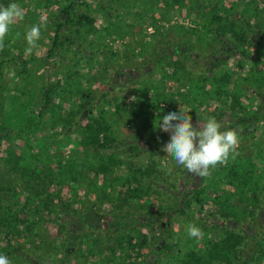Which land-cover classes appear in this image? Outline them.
Listing matches in <instances>:
<instances>
[{
    "label": "rangeland",
    "instance_id": "374dc122",
    "mask_svg": "<svg viewBox=\"0 0 264 264\" xmlns=\"http://www.w3.org/2000/svg\"><path fill=\"white\" fill-rule=\"evenodd\" d=\"M141 1L143 3L140 6L133 7L130 5V0H117V3L113 5L116 10L115 14L112 20H109L103 12L100 0H84L85 6L78 5L76 13L92 17L95 20V30L90 33L85 28L80 30L79 34L74 35L75 28L64 27V36H68L71 42L62 40V44L48 56L52 30L56 24L54 16L65 5L66 0H0V4L3 3L5 6L16 3L25 11L24 19L11 27L4 50L0 51V113H19L23 120L25 118L20 128L16 127L5 136L6 149L18 153L19 148L25 146V140L35 141L37 139L39 144L25 146V150L20 154L23 161H31V158L39 161L45 158L48 163L52 164L53 157L56 159L60 157L67 161L65 174L61 176L62 180L59 183L61 187L50 192L51 196L46 197L47 208L44 209L42 206L43 209H39L40 212L37 213L44 219H49L43 221L39 233L42 232L44 238H52L53 241H44L39 245V249L33 250L27 247L23 238L15 236V239L10 240L11 253L8 258L11 264H61V262H67V264H130V261L138 264L136 251L135 253L134 251L125 252V254L116 251L112 254L111 250L108 252L106 249L117 246L116 240L121 234L133 237L139 231L148 236L149 246L142 256L144 259L154 249H157L155 246L163 241V237L170 245H175L181 237L192 244L199 242L189 238L186 233V227L189 224L199 227L198 217L195 215L197 209L193 203L182 214H167L151 224L154 231L161 223L169 226L168 232L163 233L164 236L161 234V238L155 245L152 231L145 227L138 231L137 226L143 220L141 215L144 211L139 209L140 215H138L135 205H131L132 212L128 213L127 217L132 222L131 228H124L125 216L120 220L105 206L102 207V214L91 210L96 197L102 194V186L114 182L118 173L124 172V168L116 164L103 174L100 172L101 165L99 164L102 158L97 152H92V149L85 152L84 148H77L72 143H66L68 134L60 126L52 128V120L49 118L51 113H44L42 117L38 114L42 106L40 89L46 77L50 76L51 82H55L56 79L62 81L59 88L61 100H54L56 103L59 101L60 105V108H56V116L69 111V106L73 108L84 103L86 96H89L87 101H91L93 105L96 104L94 114L103 111L110 119L111 131L106 137L113 139L116 143L115 148L108 153L113 152L120 156L132 168H138L140 160L135 161L127 157L135 156L140 149L153 150L155 145H159L158 148L161 149L169 141L170 133L161 132L156 127L159 119L162 120L167 113L165 110L162 113L157 112L155 99H159V106L168 111H173L175 108L179 110L182 107L180 100L184 94L183 97L178 98L176 93H184L183 91L188 89V86L183 80L178 84L168 82L166 85L159 81L160 76L157 72L159 64L157 63V67L156 65L150 67L149 64L151 50L147 46L148 42H156L157 39L154 41L153 36L156 31L185 29L191 43L183 44L178 35L174 36L171 33L168 40L169 46H178L181 52H185V48L189 49V57L206 73H209L208 71L216 73L219 70L215 68V64L220 54H211L213 50L206 47L201 39H197V34L193 31L198 29V13L188 11L185 6L178 3L180 0H148L146 3L144 0ZM237 1L239 0H224L222 4L236 8ZM42 16L45 18V26L41 29L42 37L38 42L39 48L31 56H26V32L32 25L40 23ZM104 27L108 31H104ZM256 42L261 44L257 49L249 51L252 54L251 62H245L240 55H235L229 57L222 68L227 65L229 69H238L241 76L256 73L264 66V62L262 64L260 62L264 59V54L261 53V56L258 54L264 49V38H259L255 40ZM146 47L147 51H145ZM172 61L185 63L186 57L180 53L172 56ZM68 76H71L70 79ZM191 78L193 81L197 80L195 76L190 75ZM142 89L157 90L154 96L148 92L147 97H143ZM251 90L258 95L254 97L250 92L244 91L240 97L243 105L247 104L246 100L252 99L247 105L246 113L255 112L261 98L264 97V87H253ZM165 96L170 97L167 103L163 102L164 99H168ZM152 103H154L153 106ZM193 103L196 104V101ZM117 105L121 109L115 114ZM210 106L203 105L195 110L192 114L193 124H196L198 118L201 122L203 121L204 114L212 109ZM139 109L143 111V114L133 118V112ZM232 114L236 113L224 111L215 119L224 125L227 123L225 118L232 117ZM261 119V122L256 124L257 127L253 133L244 136L243 132H238L240 143L236 157L241 159L254 157L264 151V114ZM85 123L84 119L83 124ZM154 155L165 169L171 167L174 172L170 177L175 182L170 185L165 182L161 187L171 196L168 202H161L163 206L171 207L169 204L173 203L175 197L181 200L194 186L199 187L202 183L201 179L204 180V178L190 174L183 166H177L171 157H166L167 153L162 154L161 150H157ZM259 156L256 160L261 159ZM2 157L10 160L8 153H4ZM111 169L114 170L113 173ZM177 171L181 173L177 175ZM177 177L180 178L177 179ZM14 185L8 182L7 176L0 174V199L6 202L5 209L14 204H23V199H25V195L20 194L19 189ZM58 199L67 204L65 210L60 207ZM155 204L157 208L159 203ZM229 204L232 205L231 202ZM209 212L207 206L202 210L201 216L204 220L207 219ZM87 213L90 217L92 215L91 227L94 231L85 233L80 220L83 214ZM51 219L56 221L59 219V222L55 223ZM61 219L64 220L60 221ZM103 227L104 232H99L98 229L102 230ZM71 231L79 233L82 239L78 243L75 242L77 244L73 255L68 258L65 248L71 241L67 243L65 239ZM205 234L204 232V236ZM107 236L110 237L109 243L105 240ZM86 241H91V245L86 246L84 244ZM93 247H95L94 251ZM250 248L251 243H247L245 255ZM91 252H95L96 255L92 257ZM134 256L135 260H133ZM157 256L158 258H154L155 264L176 263L171 255H163L160 248L157 250Z\"/></svg>",
    "mask_w": 264,
    "mask_h": 264
},
{
    "label": "trees",
    "instance_id": "16d2710c",
    "mask_svg": "<svg viewBox=\"0 0 264 264\" xmlns=\"http://www.w3.org/2000/svg\"><path fill=\"white\" fill-rule=\"evenodd\" d=\"M100 1L103 12L109 20H112L116 11L113 5L117 3V0ZM147 1L144 0V3ZM223 1L180 0L178 2L188 11L198 13V29L193 32L197 34L198 40L201 39L206 47L213 50L211 54H220L217 57L219 60L215 64V68L219 69L216 73L202 71L201 66L189 57V49L185 48V52H181L178 46H169L168 40L171 33L174 36L178 35L183 44L191 43L188 33L182 28L170 29L171 31L165 32L156 31L153 35L154 41L157 39L156 42L151 41L152 44L148 42L147 45L151 50L149 64L150 67L152 65L157 67V63L159 64V70H157L160 76L159 81L165 85L168 82L176 84L182 80L186 82L188 89L183 91L184 93L177 92L176 97H183L184 94L185 98L183 97L180 103L185 109L191 110L189 115L193 116L195 110L203 105H211L212 109L204 114L201 123L206 122L207 118H216L224 111L236 113L229 117L231 120L225 118L227 123H224L222 130H235L237 133L241 131L244 136H247L253 133L257 127L256 124L262 120L264 102L260 101L255 112L246 113L247 105L252 99L246 100L247 104L243 105L240 97L244 91L250 92L254 97L258 95L251 89L264 87V66L256 73H247L244 76L239 74L238 69H229L227 65L225 68L222 67L227 63L229 57L235 55H240L245 62H251L252 54L249 51L257 49L261 44L255 43V40L264 38V0H239L236 8L224 6ZM130 2L133 7H138L143 3L141 0H130ZM78 5L85 6L84 0H66L65 5L54 16L56 24L52 30L48 56L55 52L62 44V40L71 42L68 36H64V27L75 28L74 35L79 34V31L85 28L90 33L95 30V20L92 17L76 13ZM103 30L108 31L105 27ZM160 45L161 47H159ZM209 48L206 50L208 51ZM145 51H147V47ZM180 53L186 57L185 63L172 61V56H177ZM261 53L264 54V49L258 52L260 56ZM134 56L136 57V55ZM260 62L262 64L264 59ZM190 75L195 76L197 80L190 79ZM70 77L68 76L69 79ZM61 83L62 81L59 79L51 82L50 76L46 77L40 89L42 103L38 111L40 117L44 113L50 112L52 128L60 126L63 131L67 132L66 143H72L77 148H84L85 152L90 149L92 152H97L102 158L99 164L101 165L100 172L103 174L116 164L124 168V172L118 173L114 182L102 186V194L96 197L91 210L102 214V207L105 206L111 214L120 220L125 216L124 228H131L132 222L127 217L128 213L132 212L131 205H135L138 215H140L139 209L144 211V214L141 215L143 220L137 226L138 231L145 227L154 233L151 224L157 219L167 214H182L193 203L197 209L195 215L198 217L199 228L203 229L206 233L205 236L194 244L181 237L175 245H170L163 237V242L158 245L163 255L174 257L175 259L172 260H176L175 264H264V156H262L264 151L259 154L261 156L242 159L230 158L226 165L218 166L210 177L204 178L203 181L201 179L202 183L199 187L194 186L181 200L172 196L174 201L169 204L171 207H165L161 202H168L171 196L161 187L165 182L170 185L175 181L171 180V174H167V169L158 162L159 160L154 155L157 150L160 151L158 148L160 146L155 145L153 150L143 151L140 149L135 156L127 157L131 160L135 159V161L140 160L139 167L136 169L115 153L109 154L108 152L115 148L116 143L113 139L106 137L111 131L110 119L103 111L94 114L96 104L93 105L91 101H87L89 96L85 95L84 103H78L79 105L73 108L69 106V111H64L62 115L56 116V108H60L59 88ZM156 90L142 89V95L147 97L148 92H151L154 96ZM165 97L168 99H164L163 102H169L170 97ZM55 99L59 101L56 103ZM159 101V99H155L156 103L154 102L158 113L165 110V113L168 114L180 110V108L179 110L175 108L173 111H168L159 106ZM195 101L196 104L193 103ZM120 109L121 107L118 106L114 113L116 114V111H120ZM133 113V118H135V116L140 117L143 111L139 109ZM84 119L86 120L85 124H83ZM22 120L23 117L19 113H0V174L3 173L7 176L8 182L14 183L20 194L25 195L23 204H14L7 209H5L6 202L0 199V254L7 257L11 253L10 240L15 239V236L23 238L27 247L33 250L39 249V245L44 241H53L52 238H44L42 232L39 233L40 227L46 219L37 213L40 212L39 209L47 208L46 197L51 196L50 192L61 187L59 183L62 180L61 176L65 174L64 170L67 164V161L60 157L57 159L53 157L52 164L48 163L45 158L39 161L32 160V158L31 161H23L20 154L25 150V146L39 144L37 139L35 141L25 140V146L20 147L18 153L7 150L4 138L16 127L20 128L25 118ZM239 137L240 133H238ZM4 153H8L10 160L2 157ZM161 153L164 154L162 151ZM258 156L261 157L260 160H256ZM111 172L113 173L114 170L111 169ZM172 173L174 172L172 171ZM180 173V171L176 172L177 175ZM58 201L60 207L65 210L67 204L61 199ZM157 202L159 205L156 208L155 203ZM206 206L210 212L207 219L204 220L201 214ZM88 215L89 213L83 214L80 220L85 233L94 231L91 227L92 215L91 217ZM120 220L119 222H121ZM51 221L57 223L59 219L57 221L51 219ZM158 227L160 230H169L168 225L164 229L161 224ZM101 229L98 231L104 232V227ZM139 232L133 237L121 234L116 240L117 246L111 249L107 248L106 251L111 250L112 254L116 251L125 254L134 248L138 255V264H145L146 259L142 256L149 245L148 236ZM81 239L82 236L76 232L72 235L67 234L65 240L67 243L71 241L68 243V247H75ZM105 240L109 243L110 237L107 236ZM90 242L86 241L84 244L89 246ZM247 243H251L252 249L250 248L245 255ZM95 247L92 248L93 251ZM97 248L101 247L97 246ZM29 249L27 250L29 251ZM90 255L93 257L96 253L91 252ZM28 262H30L29 259Z\"/></svg>",
    "mask_w": 264,
    "mask_h": 264
},
{
    "label": "clouds",
    "instance_id": "9594fccd",
    "mask_svg": "<svg viewBox=\"0 0 264 264\" xmlns=\"http://www.w3.org/2000/svg\"><path fill=\"white\" fill-rule=\"evenodd\" d=\"M24 17V9L16 3L7 6L0 4V51L4 50L11 27ZM44 26L45 18L42 16L40 23L32 25L26 32V56H31L39 48L38 42ZM190 112L182 105L179 111L170 112L162 120L159 119L156 126L159 131L170 133L169 141L160 150L190 174L199 178L210 177L218 166L226 165L230 158L235 159L240 143L238 133L235 130H222L223 125L214 117L207 118L204 123L198 118L196 124H193ZM166 171L170 175L173 169L169 167ZM186 233L189 238L197 241L204 237L203 230L194 224L186 227ZM0 264H11V261L0 254Z\"/></svg>",
    "mask_w": 264,
    "mask_h": 264
},
{
    "label": "flooded vegetation",
    "instance_id": "af4514ba",
    "mask_svg": "<svg viewBox=\"0 0 264 264\" xmlns=\"http://www.w3.org/2000/svg\"><path fill=\"white\" fill-rule=\"evenodd\" d=\"M261 100H262V102H264V97H262L261 98ZM161 226L163 227V229L165 228V225H164V223H161ZM168 231L167 230H160L159 229V227H156L155 228V231H154V245L158 242V240L161 238V234L162 233H167ZM70 234L72 235L73 234V232L71 231L70 232ZM163 242V241H162ZM149 246V245H148ZM157 249H154L153 251H152V253L150 254V255H148V257H146V262H145V264H155V262H156V260L154 259V258H158V256H157V250H158V248H160L159 246L158 247H156ZM66 249V253H67V255H68V258H70L72 255H73V250L75 249L74 247H66L65 248ZM131 251L133 252L134 251V253H135V249L134 248H131ZM133 253V254H134ZM70 255V256H69ZM135 255V254H134ZM67 258V259H68ZM133 260H135V256L133 257ZM61 264H67V262H64V263H62L61 262ZM130 264H133L131 261H130Z\"/></svg>",
    "mask_w": 264,
    "mask_h": 264
}]
</instances>
